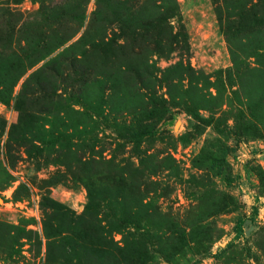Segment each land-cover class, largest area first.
<instances>
[{
    "label": "rangeland",
    "instance_id": "374dc122",
    "mask_svg": "<svg viewBox=\"0 0 264 264\" xmlns=\"http://www.w3.org/2000/svg\"><path fill=\"white\" fill-rule=\"evenodd\" d=\"M0 264H264V0H0Z\"/></svg>",
    "mask_w": 264,
    "mask_h": 264
},
{
    "label": "trees",
    "instance_id": "16d2710c",
    "mask_svg": "<svg viewBox=\"0 0 264 264\" xmlns=\"http://www.w3.org/2000/svg\"><path fill=\"white\" fill-rule=\"evenodd\" d=\"M175 9H176V11L174 12V13H172L171 15L173 16V15H176V14H179L178 13V11H177V6L175 7ZM139 13H141V9L136 13V14H139ZM95 14V13H94ZM123 12H122V9H121V7L120 6H118V15H120V16H123ZM161 14V16H159L158 17V19H162L163 18V20H164V18L166 19V17H164L163 15H162V13H160ZM172 16H168V17H172ZM167 17V18H168ZM83 17H81V19H82ZM144 35V31H142L141 33H139V36H143ZM128 44V42H126V46H131V47H133L132 45H127ZM139 44H142V45H144L145 44V39H143V40H141V42L139 43ZM122 46H125V45H122ZM174 49H176V48H174Z\"/></svg>",
    "mask_w": 264,
    "mask_h": 264
}]
</instances>
